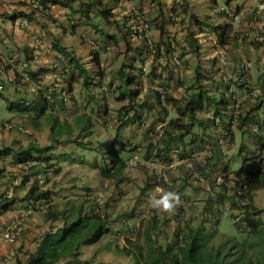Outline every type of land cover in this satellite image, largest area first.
Returning a JSON list of instances; mask_svg holds the SVG:
<instances>
[{
    "label": "rangeland",
    "instance_id": "obj_1",
    "mask_svg": "<svg viewBox=\"0 0 264 264\" xmlns=\"http://www.w3.org/2000/svg\"><path fill=\"white\" fill-rule=\"evenodd\" d=\"M201 1L205 5H210L211 9H218L226 6L229 11L233 12L234 15H237L239 24L237 22L234 24L239 25L237 28L238 38L240 36H243L245 39L251 37V40L246 46H244L246 52L245 55L251 56V49L258 51L251 56L252 59L248 65V81L244 87L245 91L248 90V93L246 94L250 95V98H245V94H238V100H243L244 103L242 109L247 110V114H249L250 117H252L253 114V117L242 130L237 129L233 131V137H231L226 147L227 156L224 158V161L228 163L227 166L225 165L226 168L228 167L227 170L233 174L239 172L240 170L253 173L261 169L262 162H264V160L261 162V158H264V151H262L261 147L262 145L260 144L258 138L254 137L250 132V127L254 123L260 126L264 125V107L259 111L251 112V109L254 108L253 105L255 100L264 91V41H256V39L259 40L261 37V32L264 30V0H253L256 5L252 13L248 10L249 6H242L239 8L232 6L229 8L224 3L226 0ZM234 1L236 2L238 0ZM234 1L232 4L235 3ZM237 8L238 10H236ZM241 11H244L242 15L240 14ZM207 12L208 11H205L204 13L206 14ZM256 12L259 13V17H255ZM204 13L200 14L201 19H204ZM209 14L210 12H208V15ZM213 14L210 16L214 17ZM178 16L180 20L176 21L175 24L178 23L179 25L183 26L182 24L184 19L182 17V13L180 12ZM229 42L231 43V41ZM176 43L177 46H179L181 41H176ZM208 43H210V50L206 49V51H200L199 56H195L196 62L192 70H189V73L184 74L187 71L185 68L186 66L184 65V67L181 70H178L176 74L182 73L185 77V83H187V86L188 84L192 86V84H194L196 75L195 70L198 68L199 74L203 76V78H201V85L203 89L202 94L195 98L194 103H201L203 109H209L210 111H213V113H219L223 94L221 92L220 85H216V82L213 78V53L215 47L212 43L214 42H205V44ZM252 44L257 45V48H253ZM215 46L225 51L229 50L228 47L226 49L223 47V45L218 43H215ZM180 50L182 49L180 48ZM105 54L107 53L102 50L100 54L102 55V59L100 61L102 64H106L107 62ZM111 54L108 56H111ZM116 55L117 57L121 56L122 61L126 60L125 52H116ZM104 70L105 69H97V67L91 66V70L89 71L90 74L96 78L100 75H105ZM206 74L207 76L211 77V80H208L204 77ZM59 77V80L62 83H67L68 78L65 77V74L60 73ZM124 77L130 78L131 76L130 74H126ZM21 88L24 90V86H21ZM138 88L141 89L142 95L147 93L150 94V98L153 99L155 97L154 93L149 89V86L144 87L140 81ZM143 88H146L147 92H143ZM179 88H181V84L177 82L173 85L172 91ZM122 89L124 91L125 86H123ZM69 90V103L65 106L59 105L58 103L53 106H49L46 116L39 121L38 128H35L32 125L29 117H25L24 115L9 109L7 103L0 99V125L6 121L20 122L24 125L26 130V132L23 134L14 132L0 133V150L12 147L13 150H17L18 148L27 144H33L39 148L52 147L54 146L50 138V127L52 121L55 119L70 123L76 117L86 113L87 116H90L92 122L97 123H95V134L91 139H89L93 146H95L98 151L104 154L111 151V142H113L115 154L119 155L124 160H128L134 156L130 151H128L129 147L127 146V140L132 139V145L138 144L140 140H134V137L144 132V129L147 128L146 124H148L150 128H154L157 125L155 123L158 122V119L160 118L157 112L155 115L156 118H148L147 116H143L146 123L144 127L141 126L142 121L140 125H133L135 126L133 128L132 125H129L120 131L119 137H116V131L120 127V122L117 119L119 114L118 111L122 107L127 108L126 106H129L128 101L118 102L116 101V97L112 96L106 99L97 85L91 86V89L84 90L81 81L72 84ZM89 96L93 98V101L90 105L89 103L91 100ZM137 102L140 101L138 100ZM98 112L100 114L99 117H97ZM173 115V112H169L165 115V117ZM103 118L106 120L109 118L107 121V126L102 125L104 120ZM206 130L207 128H200V126L196 124L193 127L191 134L185 138V143H190L193 140V137L203 136L204 133H206ZM11 142H13L12 145H10ZM63 143L64 141H62L61 146H56V150L58 152H69L71 147ZM74 153V158L71 161L67 160L62 162L56 159L54 161H57V163H51V161H53L51 160L48 163L42 164L43 166L39 168V170H36L35 167H31V169L28 170L30 173L17 172L19 181H17V183L14 182L15 184H10L9 188H12L11 198L19 201L25 196L26 189L35 185L42 192H47L49 194L51 202L47 204L48 208L51 206L56 210V212L65 214L64 217H66L67 220L69 219L67 214L71 208L81 205V210L83 213H87L94 206L95 197L99 194H102L105 198L104 221L105 224H107L109 230H111V233L113 234L114 230L116 229H122V220L129 222L130 230L121 233L123 236V239L121 240L111 242V236L106 235L103 236L98 245L93 249H90V247H82L83 251L85 252L84 254L82 253V255L86 261L89 262V264H140V262L133 256L128 257L125 254V251L123 252L121 248L126 245L127 248H125V250L132 254H145L148 240L152 239L159 245H165L166 242L169 240L171 241L176 229L184 227L188 224L193 226L196 224H204L205 228H212L215 226L217 233L214 239L211 241V245L214 247H218L220 244H222V237L233 238L237 241H241L243 239V234L236 229L233 219L229 218L227 215H223L219 219L209 218L206 215V204L209 200L208 196L211 193L202 191L200 189H193L188 183H185L183 188H181L179 191H176V193H180L179 196L184 193L183 197L186 198V201H180L181 203L176 206L178 210H180V212L185 216V221L183 224H174L175 222H173V220L170 218L169 212L154 209L150 207V204L147 205L145 218L139 220L135 213L136 206L139 203L141 196L145 195V193L152 189L153 186L148 184V182L147 184L142 185L136 184V175L143 174L149 180V173L154 174L156 170H161L159 164L152 161V165L148 168L142 167L137 170H124L122 173V178L119 181L113 179L107 180L101 178L98 173V169L102 167L100 158L96 159L95 164L88 166L86 164H78V161H76L81 159V152L74 151ZM136 157L139 161H143L141 156ZM86 158L87 162H90L94 157H90L88 153H85V159ZM11 160V158H6L0 160V162L3 164L7 162V165H9L12 164ZM94 162L95 161L93 160V163ZM149 168H152V171H149ZM35 171L41 175L42 183L40 184H38L33 178V174L36 173ZM71 176H74L72 177L73 181H76V184L73 183L74 187L72 189L69 187H63L70 184L67 182V179ZM3 178L4 177H0V179ZM167 191L173 190H166L165 192ZM215 199L217 198L215 197ZM250 199L252 204L251 210L261 212L262 214L259 218L264 221V189L260 191H254ZM224 201L230 202L231 199L226 197L224 198ZM183 206H186V210L182 208ZM234 209L236 211L238 210L236 207ZM44 214L45 212L36 213L35 218L41 222H44ZM53 226L55 229L61 227L62 221H56ZM147 233H149V235ZM133 239L135 241H133ZM23 261L24 259H22V262Z\"/></svg>",
    "mask_w": 264,
    "mask_h": 264
},
{
    "label": "crops",
    "instance_id": "obj_2",
    "mask_svg": "<svg viewBox=\"0 0 264 264\" xmlns=\"http://www.w3.org/2000/svg\"><path fill=\"white\" fill-rule=\"evenodd\" d=\"M35 1H39L38 6L34 4ZM233 1L226 0L224 3L229 8L232 6L238 8L249 6L248 10L251 13L254 11L256 5L253 0H238L236 2L234 1L235 3L232 4ZM102 3L104 7L110 9L113 15L109 24L100 22L99 19H93L94 14L92 13H90L87 18H81L57 6H50L48 4L44 6L41 0H0V82L4 86V92L0 94V99L4 100L7 104L18 105L23 100L30 98L29 90L25 89L30 87L32 82L41 81L47 85L59 81V73L52 69L54 55L56 53L55 51L47 52L44 49L46 45H58V47L65 49L66 53L70 54L76 60H79L80 64L88 70V74L91 77L93 76L90 74L89 70H91V66L96 65L93 60L97 58L99 65L96 67L97 69H105V75L98 76L100 78H94L93 85H97L99 88L101 85H108L110 87L113 93L104 95L106 99L111 96H118L119 92L117 90L114 91V88L116 86L119 87L122 74L131 73V69L133 68L135 71H133L132 74L136 77L140 75V67L145 63H148L146 74L145 76H139L138 82L140 81L144 87L150 86V83L159 82L171 88L178 82L181 84V88L174 90L171 97L175 100L185 99L187 97L186 92H188L186 90H188L191 85L188 84L187 86L185 77L182 73L176 74L175 71L172 72L170 69L165 70L159 66L160 57L151 59L141 43L131 40L130 38H126L125 41L123 40V35L126 30H128L127 27L129 23H136L138 16L151 24V36L156 46L163 47L166 45V40L169 37H172L177 42L181 41L180 45L175 49V53H178L182 57L183 63L186 66L185 68L187 71L184 74L189 73V70H192L196 62L195 54L191 53V49H189L186 42V37L190 34L193 35L194 31L195 33L200 31L195 25V21L189 20L191 16H194L199 21L206 19L213 27L230 25V35H232V38L229 41H231V43L229 42L228 45H223V47L226 49L228 47L229 52H227L231 59H236L241 51L247 60L251 61V56L258 52L251 49V56L245 55L244 46L251 40V37L244 40L239 51L237 47L238 44L236 43L239 23L233 25L229 23L222 14H213V9L210 8V5H205L201 0H102ZM222 8H226V6ZM238 8L236 10H238ZM205 11L210 12V14L208 15V12L205 14ZM180 12L184 19L183 26L178 23L175 24V22L168 18L169 15H179ZM243 12L241 11L240 14L242 15ZM201 13H204L203 20L200 18ZM211 14H213L214 17L210 16ZM23 20L27 22L26 25L22 24ZM93 25L102 33H97ZM103 33L105 35L115 36L117 41V45L111 43V56H108V53L105 54L107 60L106 64L100 62L102 59V55H100L102 50L93 49L88 46L85 41V36L89 35V37L96 40V42L104 44ZM212 34L215 36L214 33ZM36 39H39L41 46L39 47L40 57L35 59L33 43ZM215 43H212L215 47L213 56L221 51L219 50L221 48L215 46ZM209 47L210 43L204 45L201 52L206 51V49L210 50ZM180 48L182 50H180ZM116 52H125L126 60L122 61L121 56L117 57ZM172 54L173 52L166 54V58L171 57ZM25 64H27L26 68H24ZM32 74L36 76L34 79L30 78ZM74 74H76V72ZM27 77L29 79L28 82H26ZM11 78L14 79V81L8 83V79ZM21 86H24V90ZM142 91L147 92L146 88H143ZM237 93L246 95L248 90L245 91V88H239L237 89ZM150 97V94L145 93L142 95L140 92L138 97L140 102L138 103H147L149 106L151 105L154 107L152 110L143 111L142 117L147 116L148 118H154L157 112L160 116L158 122L155 123L157 125L175 119V115L163 118L165 114L159 111L156 97L153 99ZM224 99L227 101L225 96ZM225 108L226 106L221 104L220 111ZM211 114H213V111L203 108L195 113L196 122L194 126L196 124H201L202 128H207L206 133L203 135L205 141H210L213 138L211 135V123L208 120ZM22 115L30 117V114L27 113ZM251 118L252 117L246 114L242 120V125L249 123ZM242 125L238 130H242L246 126ZM133 127L135 126H132V128ZM134 139L140 140L139 144H137L139 146H146L153 141V138L145 130L142 134L134 137ZM12 143L13 142H11L10 145H12ZM135 153L136 151L132 154ZM145 153L146 150L144 149L142 154L145 155ZM144 160L149 165L148 167L152 165V161L155 163L150 155H146ZM51 163H57V161L53 160ZM218 164H224V166L228 165L226 161H221ZM37 165L39 167L42 164L37 163ZM149 171H152V168H149ZM0 172V177H4L0 179V198H3L4 193L6 194L8 190L11 189L9 185L19 181V176L17 174V165H7V162H5V164L0 162ZM154 174L149 173V180L143 174L136 175L135 183L138 185L147 184V182L151 184ZM178 174L179 172L171 173L170 179H178ZM72 177L74 176L67 179V182L70 184L63 187H69L71 189L74 187L73 183L76 184V181H73ZM30 188L31 187L26 189L25 195ZM179 190L180 188H177L174 192ZM178 194L180 195V193ZM22 215L23 207L21 201H17L12 208L0 214V226H4L11 220L22 217ZM24 222L25 232L15 246L11 247L3 238L0 239V264H15L16 260H25L28 254L35 251L42 236L48 232L51 227V223L37 220L35 214L30 218H25ZM97 245L98 243L91 246L90 249H93ZM81 252L83 254L85 253L83 249ZM12 254H14L15 257L11 261L5 263L4 260L8 258V255ZM81 260L84 261L86 259L83 257Z\"/></svg>",
    "mask_w": 264,
    "mask_h": 264
},
{
    "label": "trees",
    "instance_id": "obj_3",
    "mask_svg": "<svg viewBox=\"0 0 264 264\" xmlns=\"http://www.w3.org/2000/svg\"><path fill=\"white\" fill-rule=\"evenodd\" d=\"M41 2L44 6L46 4L57 6L81 18H87V16L92 13L94 14L93 19H99L100 22H106L108 24L110 23V19L113 18L110 9L103 6L102 0H41ZM189 20H194L195 25L200 31L204 28L214 33L217 43L220 45H228L229 40L232 38V35H230L231 27L228 24L213 27L206 19L199 21L194 16H191ZM93 28L97 33H102L96 26L93 25ZM102 35L105 41L104 45H117L115 36L105 35L104 33ZM126 38H129L128 30H126L123 35L124 41ZM186 42L189 49H191V53H194L195 56L198 57L201 46L194 38V34L187 35ZM252 45L253 48H257V45ZM52 48L55 53L64 56L68 64L72 66L74 73L76 72V74L73 73L68 81L69 88L72 84L80 80L84 90H88L93 86L94 77L89 76L88 70L80 64L79 60H76L70 54L66 53L65 49L58 47V45H53ZM155 49L157 54L155 57L159 58L160 48L156 46ZM170 52V47L164 45L163 53L166 55ZM93 62L96 64L95 67L99 65L97 58H94ZM164 69L167 70L168 68ZM131 71L133 72L135 69L132 68ZM132 72L128 73L131 76L130 78H125L124 74H122L119 87L116 88L119 92L116 101H128L129 105L126 106L127 108L122 107L118 111L119 114L117 119L120 122V127L116 131V137H119V133L124 127L138 124L142 118L143 111L154 109L153 106H149L147 103L137 102L141 92V89L138 88L139 76L134 77ZM195 73L194 84L186 90L188 92H186L187 97L185 99L175 100L172 97H167L166 100L168 105L175 110V119L170 120L167 123V127L184 131L181 138H184L190 133V130L196 122L195 113L203 108L201 103H194L195 98L202 94L203 89L201 85V78H203V76L199 74L198 68H196ZM35 77L34 74L30 75L31 79ZM204 77L211 80V77L207 76V74ZM123 86H125L124 91L122 89ZM89 98L91 100L89 103L90 105L93 98L91 96H89ZM156 103L159 106L157 98ZM221 104L227 106L224 96L221 99L220 105ZM7 105L9 109L18 113L30 114L29 118L35 128H38L39 121L46 116L49 110V106L44 100L36 103L30 109L23 108L20 104ZM253 106L254 108L251 109V112L259 111L264 107V91L255 100ZM99 115L98 112L97 117H99ZM184 121H186L185 126L182 124ZM95 123L96 122H92L90 116H87L86 113L76 117L70 123L54 119L50 127V138L54 146L39 148L33 144H28L26 147H20L17 150H13L12 148L1 149L0 160L11 158V163L13 165H19L25 162L45 164L56 159L65 162L67 160H73V155H75L74 151H78L82 153V156L80 154L81 159L76 160L78 164L91 166L96 163V159L100 158L102 163V167L98 169L100 177L107 180L113 179L119 181L126 168L125 161L119 155L115 154L113 142H111L112 149L109 153L102 154L93 146L89 139L95 134V125L97 124ZM102 125L105 124L102 122ZM198 125L201 126V124ZM62 141H64L63 144L71 147L69 152H58L56 150L55 147L61 146ZM85 153H88L90 157L93 156L95 162L93 163V160L87 162ZM235 174L237 177L245 176L249 178L253 191L264 189L263 166L253 173L240 170ZM20 201H44L48 204L51 202V198L47 192H42L34 185ZM16 202L17 200L12 198H0V214L8 211ZM49 207L50 208L47 207L45 211L43 220L44 222L51 223L50 230L42 236L35 251L28 254L23 262L17 260L16 264H89L88 261L82 262L79 260L80 249L82 247L94 245L109 232L104 219L94 214L91 209L87 213H83L81 210L82 206L79 205L69 210L67 214L69 219L67 220V218L64 217L65 214H60L51 206ZM247 210L245 211V215L248 223V230L242 233L243 239L241 241L222 237V244L218 247H214L211 245V241L217 233L215 226L212 228H205L204 224H196L195 226L188 224L176 229L171 242L168 244L159 245L152 239L148 240L145 254H132L125 249L121 250L123 252L125 251L128 257L133 256L136 258L140 264H264V221L259 218L262 213L254 210ZM56 221H62V226L60 228L55 229L53 226ZM147 234L149 235V233Z\"/></svg>",
    "mask_w": 264,
    "mask_h": 264
},
{
    "label": "built area",
    "instance_id": "obj_4",
    "mask_svg": "<svg viewBox=\"0 0 264 264\" xmlns=\"http://www.w3.org/2000/svg\"><path fill=\"white\" fill-rule=\"evenodd\" d=\"M35 5H39L38 1L34 2ZM215 13L223 12L224 16L235 22L238 20V17L233 14V12L228 9H220L214 10ZM255 17H259V14H255ZM168 18L173 21H179L180 18L177 15H169ZM26 21H22L23 25H26ZM129 38L131 40L137 41L141 43L146 49L149 57L151 59L156 58V49L155 43L151 36V24L148 21H145L140 16L137 17L136 23H129L128 25ZM86 37V43L88 46L93 49H99L103 47L104 50L110 54L112 51V46L107 44H100L93 40L88 35ZM201 43H205L207 40L211 39V36L208 31H201L195 36ZM243 37L238 39V48L240 49L241 42ZM260 41L264 40V30L261 32ZM41 43L39 39H36L33 43L34 48V56L35 59L40 57V47ZM166 46L170 47L171 52L173 54L171 57L166 58V55L163 53L164 46L159 47L160 52V63L159 66L162 68H169L173 71L181 70L184 67L183 59L180 55L175 53V49L177 48L176 41L169 37L166 40ZM47 52H51L52 45H46L44 48ZM240 51V50H239ZM27 67L25 64L24 68ZM52 69L56 72H62L65 75H70L71 66L67 63L66 58L60 54L54 55V62L52 65ZM148 67V63H145L141 66V71L146 73V68ZM216 75L217 81L222 86L223 92L227 97L229 102V106L226 110L222 111V119L217 116L210 115L209 120L212 124V135L213 139L209 143L204 145H200V143H196L194 145H188L183 147L181 144L173 145L168 156H161L164 160L165 164H167L168 170H174L178 167H181L185 171V175L189 174V180L192 183H200L207 184L210 181V186L215 190L224 192L232 196L236 202V205L243 212L236 213L231 208H225L223 206H215L213 208V213L217 216H233L234 221L237 224L239 231H244L248 227V223L246 221V216L244 210L249 208L251 205L250 197L252 195L251 192V181L247 178H238L229 173H227L222 166H219L215 169L212 178L208 179L205 172H194L192 162L203 160L205 163H209L214 166L227 156L226 147L228 145V141L230 138L231 131L236 129L243 117V110L241 105L243 101H239L236 90L240 87L245 86L249 68L247 60L240 56L237 60H233L228 57L225 52H219L217 63H216ZM28 80V79H26ZM14 79H8V83H12ZM150 90L156 95V98L159 101V109L161 111L169 110V105L167 103V97H171L173 93V89L171 87H167L164 84L159 82L152 83L150 86ZM101 91L105 93H109V89L107 86L103 85L101 87ZM4 92V86L0 82V94ZM30 98L25 99L22 102V105L26 108H30L34 105V103L38 100H45L48 104H60L66 105L69 102V91L66 84L57 81L53 84L45 85L41 82H32L31 87L29 88ZM3 132H16L23 134L25 133L24 126L20 123L8 122L3 125ZM251 134L259 138L260 143L264 147V129L262 126L254 123L250 127ZM180 134L178 131H169L166 129V125H159L155 129L151 130V136L155 139L153 142L152 153L154 156H158L160 148L165 142H168L170 139L177 137ZM128 167L135 169L139 166V163L133 159L129 160L127 163ZM28 164L21 165L20 168L22 170H26L28 168ZM204 168V167H203ZM164 181L167 183V176L165 174L161 175V178H158L157 181ZM160 192L159 189H157ZM153 195H149L150 199ZM98 207L96 209V213H100L99 209L103 204V196L99 195L97 198ZM45 209V205L40 202H28L25 205L24 217H28L35 211H43ZM176 215V214H175ZM24 222L22 218L10 221L5 226L0 227V237H3L5 241L9 245H14L19 238L24 233Z\"/></svg>",
    "mask_w": 264,
    "mask_h": 264
},
{
    "label": "clouds",
    "instance_id": "obj_5",
    "mask_svg": "<svg viewBox=\"0 0 264 264\" xmlns=\"http://www.w3.org/2000/svg\"><path fill=\"white\" fill-rule=\"evenodd\" d=\"M38 3H39V1H38ZM220 9H227V8H218V9H213V13H215L214 12V10H220ZM215 14H222V16L226 19V20H228L231 24H234L235 22H237L238 23V20L237 21H235V22H232L231 20H229L228 18H226L225 16H224V14H223V12H219V13H215ZM234 14V13H233ZM256 14H259L258 12H256ZM173 15V14H172ZM178 16V15H177ZM237 16V15H236ZM179 17V16H178ZM238 17V16H237ZM70 21V20H69ZM72 21V20H71ZM208 31L209 32V34H210V36H211V39L210 40H207V41H210V42H216L217 43V39H216V36H214L213 34H212V32L209 30V29H202L201 31ZM201 31H199V32H197V33H195L194 34V38H195V36L198 34V33H200ZM89 36V35H88ZM241 37H243V36H240L239 38H241ZM238 36L236 37V43L238 44ZM85 39H86V37H85ZM196 39V38H195ZM197 41H198V43L200 44V46H201V49H202V47L204 46V45H206L205 43L203 44V43H201L198 39H196ZM244 40H245V38L243 37V40H242V42H241V46H240V49H241V47H242V44H243V42H244ZM86 41V40H85ZM256 41H259V42H262V41H260V40H258V39H256ZM264 41V40H263ZM87 44V43H86ZM110 45V44H109ZM176 45H177V43H176ZM112 46V45H111ZM237 47H239L238 45H237ZM100 50H103V51H105L104 50V48L103 47H100L99 48ZM239 49V50H240ZM52 50H53V48H52ZM98 50V49H97ZM219 50H221L220 52H225L227 55H228V52L227 51H225V50H222V49H219ZM54 52V51H53ZM106 52V51H105ZM107 53V52H106ZM219 53V52H218ZM218 53H216L215 54V56H214V73H213V78H214V80H215V82H216V85H220L219 83H218V81H217V75H216V63H217V58H218ZM57 54V53H56ZM111 54V53H110ZM240 56H243L246 60H247V58L243 55V53L240 51L239 52V55H238V57L236 58V59H233V60H237ZM181 57V56H180ZM229 57V56H228ZM230 58V57H229ZM66 61H67V59H66ZM249 62L250 61H248L247 60V63H248V65H249ZM68 63V62H67ZM70 65V64H69ZM71 66V65H70ZM141 68V67H140ZM147 69V68H146ZM169 69V68H168ZM171 70V69H170ZM172 72H174L173 70H172ZM175 72H177V71H175ZM59 73V75H60V73H62V72H58ZM73 73H74V70H73V68H72V66H71V73H70V75H65V77H67L68 78V80H67V83H63V84H66L67 85V87H68V91H69V96H70V90H69V86H68V81H69V79L71 78V76L73 75ZM140 73H141V75L142 76H145V74L146 73H143L142 71H141V69H140ZM141 75H138V76H140L141 77ZM26 76H28V75H26ZM26 79H28V77L26 78ZM29 81V79L28 80H26V82H28ZM60 81V80H59ZM247 81H248V77H247ZM247 81H246V84H247ZM38 82H41V81H38ZM57 82V81H56ZM61 82V81H60ZM41 83H43V82H41ZM62 83V82H61ZM25 84V83H24ZM44 84V83H43ZM152 83H150V85H151ZM246 84H245V86H246ZM46 85V84H45ZM47 85H49V84H47ZM103 85H101V87H102ZM105 86H107L108 87V89H109V93H105V92H102L101 91V87L99 88V90L104 94V95H109V94H111V93H113V92H111V89H110V87L108 86V85H105ZM245 86H243V87H240V89L241 88H244ZM30 87H31V85H30ZM30 87H28L26 90H29V88ZM118 86H116L115 88H114V91H116V88H117ZM220 88H221V92H222V94H223V96H225L226 97V95L224 94V92H223V88H222V86L220 85ZM149 89H150V86H149ZM239 89V88H238ZM236 94H237V97H238V93H237V90H236ZM155 95V94H154ZM253 96V95H252ZM155 97H156V95H155ZM245 98H250V95H248V94H246V97ZM244 98V99H245ZM174 99V98H173ZM226 100H227V97H226ZM24 101V100H23ZM22 101V102H23ZM41 101H43V100H38V101H36L35 103H34V105L36 104V103H38V102H41ZM45 101V100H44ZM69 101H70V97H69ZM243 101V100H242ZM22 102L20 103V105L23 107V108H26V107H24L23 105H22ZM46 102V101H45ZM47 103V102H46ZM69 103V102H68ZM67 103V104H68ZM48 104V103H47ZM66 104V105H67ZM226 104H227V106H226V108L225 109H223V110H221L219 113H213V114H211V115H214V116H217L218 118H220V119H222V115H221V113H222V111H224V110H226L227 109V107L229 106V102H228V100L226 101ZM244 104V103H243ZM243 104L241 105V108H242V106H243ZM33 105V106H34ZM55 105V104H54ZM60 105V104H59ZM32 106V107H33ZM48 106H53V105H50V104H48ZM65 106V105H64ZM32 107H30V108H32ZM30 108H27V109H30ZM158 109H159V107H158ZM243 110V109H242ZM159 111L161 112V113H164L165 115L166 114H168L169 112H173V114L175 115V110H174V108H172L171 106H169V110H167V111H161L160 109H159ZM247 114V110H243V117H242V120H243V118H244V116ZM249 115V114H248ZM253 117V116H252ZM163 118H165V116L163 117ZM104 120H103V123L105 124V126H107L108 125V120H109V118L106 120L105 118H103ZM172 120V119H171ZM209 120V119H208ZM141 121H142V124H141V126L142 127H144L145 126V121H144V118L142 117L141 118V120H140V122L138 123L139 125H140V123H141ZM170 121V120H169ZM168 121V122H169ZM8 122H12V121H6V122H4V123H2L1 125H0V133H2L3 131H2V128H3V125L5 124V123H8ZM167 122V123H168ZM209 122H210V120H209ZM15 123H20V122H15ZM167 123H163L164 125H166V129L167 130H169V131H178V132H180V134L177 136V137H175V138H172V139H170L168 142H165L163 145H162V148H160V150H159V154H158V156H154L153 155V153H152V149H153V142H154V138H153V136H151V130H153V129H155L157 126H159V125H163V124H158L157 126H155L154 128H150L149 126H148V124H146V127L148 128H145L144 130L145 131H147L148 133H149V135L153 138V141H152V143H148L146 146H139V145H137V144H134V145H132V139H129V140H127V146L129 147L128 148V151H130L131 153H134L135 151H136V153L135 154H133V158H130V159H128V160H124L125 161V164H126V168H125V170H137V169H140V168H142V167H145V168H148V164L145 162V160H144V158H145V156L147 155H150L152 158H153V160L155 161V162H157L158 164H159V166H160V168H161V170H156L155 171V174H154V176H153V179H152V183L150 184V185H152L153 186V188L152 189H150L149 191H147L146 193H145V195H143V196H141V198H140V201H139V203L137 204V206H136V211H135V213H136V216H137V218L139 219V220H142L143 218H145V211H146V209H147V205L148 204H150V207H152V208H154V209H157V210H162V211H164V212H169L170 213V218L173 220V222H175L174 224H179V225H181V224H183V222L185 221V216L180 212V210H178V208L176 207L179 203H181L183 200H185L186 201V198L185 197H183V195H184V193H182V195H181V197L179 196V194L178 193H176V192H174V190H176L177 188H183L184 187V184L185 183H188V184H190L191 185V187L193 188V189H200V190H202V191H206V192H208V193H211V196L209 195L208 196V201H207V204H206V210H207V212H205L206 213V215L209 217V218H216V219H219L220 218V216H217V215H215L214 213H213V208L215 207V206H217V205H219V206H223V207H225V208H231L232 210H234L236 213H241V212H243L241 209H239V207L236 205V202H235V200H234V198L232 197V196H230V195H228V194H225L224 192H221V191H218V190H215L214 188H212L211 186H210V181L211 180H209V182L207 183V184H200V183H192L190 180H189V174H186L185 175V171H184V169L183 168H181V167H178V168H176V169H174V170H168L167 169V164H165V162H164V160L161 158V156H168L169 155V153H170V151H171V149H172V147H173V145H176V144H181L183 147H186V146H188V145H194V144H196V143H200V145H204V144H206V143H209L210 141H212V140H210V141H205V139L203 138V136H197V137H193V140L190 142V143H185V138L187 137V136H189L190 134H191V131H192V129L190 130V133L188 134V135H186L184 138H181V136H182V134H184V131H180V130H177V129H173V128H169V127H167ZM211 123V122H210ZM20 124H22V123H20ZM138 124H136V126L138 125ZM184 126L186 125V121H184V123H182ZM23 125V124H22ZM242 125V121H241V123H240V125L236 128V129H234V130H237V129H239V127ZM245 125H247V124H244V125H242V126H245ZM24 126V125H23ZM133 126V125H132ZM194 127V126H193ZM202 126H200V128H201ZM263 127V126H262ZM25 129V128H24ZM141 129V128H140ZM263 129H264V127H263ZM233 130V131H234ZM233 131H231V134H230V138H229V140L231 139V137H232V132ZM25 132H26V130H25ZM6 133H9V132H6ZM14 133H16V132H14ZM211 135H212V124H211ZM213 136V135H212ZM213 139V138H212ZM135 140V139H134ZM258 140H259V138H258ZM259 142H261L260 140H259ZM228 143H229V141H228ZM139 144V143H138ZM261 144V143H260ZM132 145V146H131ZM262 145V144H261ZM262 147V151H264V147H263V145L261 146ZM133 149V150H132ZM144 149L146 150V153H145V155H143L142 154V152H144ZM141 156L142 157V162L141 161H139L138 159H137V157L136 156ZM262 156H263V154H262ZM133 159H135L138 163H139V166L137 167V168H135V169H132V168H130V167H128V165H127V163H128V161L129 160H133ZM262 160H264V158L262 157L261 158V162H262ZM221 161H224V159L223 160H221ZM220 161V162H221ZM219 163V162H218ZM215 164L214 166H212V165H210L209 163H205V162H203V160L201 159V160H199V161H194V162H192V165H193V171L194 172H200V171H203V172H205V174H206V176H207V178L208 179H211L212 178V175H213V173H214V171H215V169L216 168H218L219 166H222L223 167V169L227 172V173H229V174H231V175H233V176H235V177H237L236 176V174L234 173H231V172H229L228 170H227V168H226V166H224V164L222 165V164ZM24 164H28V168L26 169V170H22L21 168H20V166L21 165H24ZM151 165V164H150ZM43 165H41V166H39L38 167V165H37V163L36 162H25V163H22V164H19V165H17V170H18V172H22V173H30L28 170L29 169H31V167H35V169H38L39 170V168H41ZM262 166L264 167V162H262ZM204 167V168H203ZM36 172V171H35ZM34 172V173H35ZM174 172H179V174H178V176H179V178L178 179H176V180H171L170 179V174L171 173H174ZM162 174H165L166 176H167V180H168V182L167 183H164V181H157L158 180V178H161V175ZM33 178L37 181V183L38 184H40V183H42V181H41V175L38 173V172H36L35 174H33ZM238 178H246L245 176H241V177H238ZM247 179H249V178H247ZM250 180V179H249ZM252 186V185H251ZM252 188V187H251ZM157 189H159L160 190V192H158L157 191ZM166 190H173V191H167V192H165ZM165 192V193H164ZM251 192H252V194H253V190L251 189ZM11 193H12V188L10 189V190H8V192L5 194V196L3 197V198H11ZM164 193V194H163ZM163 194V195H162ZM99 195H102V194H99ZM99 195H97L96 197H95V202H94V206L92 207V211L94 212V214H96V215H98L100 218H102V219H104L105 218V198H104V196H103V204H102V206H101V208L99 209V212L100 213H96V209H97V207H98V202H97V198L99 197ZM149 195H153V197H151L150 199L148 198V196ZM160 195H162V196H160ZM160 196V197H159ZM252 196V195H251ZM215 197L217 198V199H215ZM220 197V198H219ZM229 198V199H231V201L229 202V201H224V198ZM181 198V199H180ZM219 198V199H218ZM251 198V197H250ZM206 200V199H205ZM20 201V200H19ZM181 201V202H180ZM250 201H251V199H250ZM28 202H31V201H25V202H22L21 201V204H22V207H23V215H22V217H19V218H22L23 219V222H24V220H25V218H30V217H32L34 214H36V213H42V212H45L46 211V209H47V207H48V205H47V203H45L44 201H40V203H43L44 205H45V209L43 210V211H35V212H33V214H31L30 216H28V217H24V210H25V205H26V203H28ZM32 202H35V201H32ZM183 204V203H182ZM181 204V205H182ZM211 204V205H210ZM184 205V204H183ZM210 205V206H209ZM252 205V204H251ZM250 205V207L249 208H246L245 210H244V213H245V211L248 209V210H251V206ZM236 207V209H238L237 211L234 209ZM175 208H176V210H175ZM184 210H186V206H183L182 207ZM247 210V211H248ZM172 211V212H171ZM176 214V215H175ZM246 216V215H245ZM229 218H231V219H233V221H234V217L233 216H228ZM19 218H17V219H19ZM14 220H16V219H14ZM11 221H13V220H11ZM9 223V222H8ZM234 223H235V221H234ZM6 225V224H5ZM4 225V226H5ZM235 226H236V229L239 231V229H238V227H237V224L235 223ZM0 227H3V226H0ZM121 227H122V229H116V230H114V233L112 234L111 233V230H109V228H108V230H109V232L107 233V234H105L104 236H106V235H108V236H111V242H115V241H117V240H121V239H123V236H122V234L121 233H123L124 231H128V230H130V228H129V222H127L126 220H122V225H121ZM24 228H25V222H24ZM58 228H60V227H58ZM248 230V227L246 228V230H244V231H239L240 233H244L245 231H247ZM24 232H25V230H24ZM24 234V233H23ZM23 236V235H22ZM21 236V237H22ZM1 238H3V237H0V239ZM103 238V237H102ZM101 238V239H102ZM4 239V238H3ZM20 239V238H19ZM18 239V240H19ZM101 239L97 242V243H99L100 241H101ZM5 240V239H4ZM129 241H132V240H129ZM133 241H135L134 239H133ZM6 242V241H5ZM18 242V241H17ZM17 242L14 244V245H9L7 242V244L9 245V246H11V247H13V246H15L16 244H17ZM171 241L169 240L168 242H166L167 244L168 243H170ZM97 243H95V244H97ZM94 244V245H95ZM91 246H93V245H91ZM91 246H86V247H91ZM136 247V246H135ZM125 248H127L126 247V245H124V247H122L121 249H125ZM83 248H81L80 249V256H79V260L80 261H82L83 262V260H81L82 259V257L83 256H81L82 255V252H81V250H82ZM138 249V248H137ZM15 256H14V254H12V255H8V258H6L4 261H5V263H7V262H9V261H11L13 258H14ZM81 257V258H80ZM17 261V260H16ZM84 261H86V260H84Z\"/></svg>",
    "mask_w": 264,
    "mask_h": 264
}]
</instances>
